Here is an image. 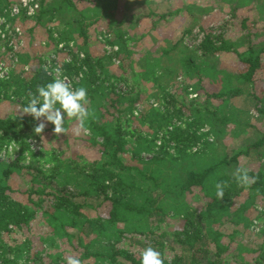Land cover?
I'll return each instance as SVG.
<instances>
[{"label":"trees","instance_id":"1","mask_svg":"<svg viewBox=\"0 0 264 264\" xmlns=\"http://www.w3.org/2000/svg\"><path fill=\"white\" fill-rule=\"evenodd\" d=\"M79 1L83 0H39V11L32 17L39 24L57 21L59 25L54 29L65 34L78 32L85 46L90 45L88 28L99 24L102 19L113 20L112 35L102 32L105 33V44L115 47L111 54L93 58L83 47L85 55L79 60L78 54L74 55L70 47L66 46L62 51L75 58L74 61L63 62V73L72 78L73 87L87 89L93 113L87 122L91 134L87 141L99 147L98 155L82 166L70 168L65 165L62 173L52 170L51 176L34 169L36 174L30 182L40 183V178L49 181L36 190L31 189L26 194L27 199L24 195L16 196V188L10 184L17 165L0 163V264H19L20 260L24 264H65V257L70 254L77 256L82 264H139V252L149 244L161 252L164 264H229V260L235 264H246L240 257L247 249L246 243H240L244 236L258 240L256 249L248 250L256 254L249 264H264V224L260 225L259 231L250 233L246 228L252 221L244 215L257 198L264 199V132L253 137L255 142L230 149L224 143L223 128V125L230 124L236 129L235 135H243L253 126L248 121L252 117L250 109L254 108L258 116L264 118V108L255 103L247 108L242 106L243 109L226 107L227 102L216 106L211 102L212 98L219 99L224 93L226 98L232 99L249 89L244 83L252 84L251 79L260 67L264 44L258 47L252 43L250 32L240 35L235 43H228L222 31H206L200 25L198 30L202 32V39L195 50L183 49L182 38H179L173 43L178 54L176 57L170 55L173 51L169 48H160L158 55L153 53L146 57L145 77L158 87V92L151 97L160 102V107L163 106L156 112L161 117L156 128L162 132L163 142L157 146L153 142L154 137L137 136L136 140L140 142L133 155L139 158L142 151L152 154L145 168L129 163L123 156L129 142L125 130L129 119L125 118L124 110L127 106H140L143 91L133 86L129 88L126 82L120 81L127 88V98L129 96V105L123 108L119 99L124 93L117 91L114 97L106 93L108 87L104 82L110 77L96 72V66L103 69L102 58L114 59L131 52L128 44L133 38L122 30L124 21L117 19L121 1L89 0L91 4L84 7ZM181 1L186 3L188 15L185 20L190 19L184 33L189 34L192 27L199 24L200 14L206 10L199 7L197 13H192L198 9V4ZM16 2L0 0V12ZM125 2L126 5L149 2L155 8L160 6V2L154 0ZM166 6H170L169 2ZM164 17L165 14L157 15V21ZM22 18L13 20V23ZM242 25L247 30L245 24ZM244 43L246 49L239 52L235 47ZM230 47L245 69L234 76L235 84L231 80L219 93L208 94L201 99L199 91L209 70V60ZM179 70L186 77L194 76L198 80L195 84L186 83V95L180 99L163 88L164 84H172ZM128 73L119 76L128 82L134 80L135 75ZM29 74L17 82L14 90L16 95L24 96L21 99L23 106L27 105L25 98L29 92L35 94L37 86L52 80L41 67ZM7 84L2 81L0 89ZM109 89L113 92V88ZM188 92L195 93V96L188 98ZM37 123L31 116H0V140L20 138L24 142L33 138L37 136L33 132ZM210 136L214 140H209ZM170 142L174 153L167 150ZM250 155L259 163L256 170L248 171L250 177H255V183L241 187L232 178V173L240 167V156ZM46 160L56 161L54 157ZM221 181L227 182L228 186L224 189L223 199L219 200L215 195V184ZM47 187L51 190L44 191ZM194 187L205 196L200 206H194L186 197L192 194ZM244 191L246 197L239 202L236 198ZM35 193L46 196L45 208L40 201L33 203ZM167 217L177 222L172 230H164L162 226ZM257 219L264 221V212H258ZM227 224L232 225L230 231ZM16 231L24 235L20 243L4 242L2 234ZM231 246L235 247V254L230 250Z\"/></svg>","mask_w":264,"mask_h":264},{"label":"rangeland","instance_id":"2","mask_svg":"<svg viewBox=\"0 0 264 264\" xmlns=\"http://www.w3.org/2000/svg\"><path fill=\"white\" fill-rule=\"evenodd\" d=\"M83 1H79L82 7L91 4L89 0ZM120 1L117 19L124 21L121 25L122 30L126 32L127 36L133 38V41L128 44L131 52L125 54L122 53L123 55L116 58L114 57V59H107L106 57L102 58V63L104 65L103 69L100 70L96 66V72L98 74L102 72L104 75L110 77L108 81L104 82V85L108 87V89L105 90L106 93H109L113 97L114 93H117V91L124 93V96L119 99V105L121 107L123 106V108L129 105V103H127L129 96L127 98L125 93L127 90L124 86L125 82L129 85V88L130 86H133L136 89L139 88L143 91L141 93L142 100L140 106L135 105L136 107L134 108L127 106L124 110L125 118L129 119V121L125 123V130L128 132L127 137L129 138V142L126 147L127 151L123 156L129 163L141 167L145 166L146 168L152 154L142 151L139 154V158L133 155L134 150L138 147L140 142V140H136L137 136L141 135L149 139L154 137L153 142L157 146L161 145L163 142L162 132L160 130L158 131L156 128L157 121L161 118L160 116H157L158 113L156 112H158V108L162 110L163 106L160 107V102H157V100L151 97V94L158 92V87L155 83L145 77L144 61L146 57L153 53L158 55L157 51L160 48H169L168 50L173 51L170 55L176 57L178 54H176L177 50H174L173 48V43L178 41L179 38H182L183 49L187 48L189 50H195L202 39V32L198 30V26L200 25H202V28H205L206 31H212L215 33L222 31L223 38L228 43H235L240 35L250 32L253 35L251 42L259 47L262 43L264 44V0H187L189 4H198V9L195 8L192 13H197L199 7H204L206 10L200 14L199 24L194 25L189 34L184 33V30L189 27L190 19L185 20V17L188 15L185 11L186 3L181 0H167L164 5L161 4L164 3V0H154L155 2L157 1V3L160 2V6H157L156 8L154 4L149 2L140 5L136 2H130V4L128 3L126 5L125 3L127 2H125V0ZM167 2H169L170 6H166ZM149 13L152 14L149 16ZM159 14H165L166 17L157 21V15ZM69 16L70 15H68V17ZM112 21L113 20L102 19L99 24L92 25L87 29L90 43L89 46L83 44V39L78 32L65 34L64 32L55 30L54 28L59 25L55 20L48 23L46 22L44 25L39 24L34 17H31L25 19L22 18L12 25L9 24L5 32L6 36H11L13 34L12 31L16 28L19 30V34L15 35V42L12 45L8 43L6 44L7 47H10L14 51V56L17 62L13 66L10 63V65L7 66L6 71H4V78L0 79V83H2V81L8 82L5 88H3L4 86H1L0 89V95L2 97L0 100V116H20L17 110L23 107L21 99H23L24 96L16 95L14 90H16L17 82L21 78L28 77V75H31L29 73L38 69V67L43 68L48 59H51V63L53 60H56V63H60L61 61H74L75 58H72V55L67 53V51L62 52L66 46L71 48L74 55L78 54L79 60L83 59L85 55L83 47L93 58L102 57L104 53H106V55L109 53L111 54L112 50H115V47L112 48L105 44V33L102 32L105 31L107 36L108 34L112 35ZM243 23L247 30L243 29ZM29 29H32V31L30 32ZM246 47L247 45L244 43L242 46L235 48L241 52L246 49ZM118 63H121L120 67H118ZM52 66L55 67L53 63ZM243 69H245V66L239 62L238 56L233 52L232 47H230L229 50L216 54L209 60V70L202 81V89L199 91L201 99L205 98L208 94L219 93L226 83L231 80L232 83L235 84L234 76L238 75ZM124 73L134 74V80L128 82L126 78L119 76ZM66 76L68 77V75ZM118 76L120 77V80L117 79ZM51 78L53 77L51 76ZM68 78L72 79L70 76ZM77 78H79V76L73 79L76 80ZM251 80L252 84L250 85H248L249 83H244L249 89L246 88V92L242 95L228 99L226 98V93H224L219 99L212 98V105L216 106L222 102H227L225 103L226 107L236 106L234 108H247V106L254 105L255 103L259 108H264V49L261 52L260 67L255 71ZM120 81L124 83H121ZM197 82L198 80L196 77L193 76L192 78H188L179 70L176 78L172 81V84H164L163 88L174 93L175 96L180 99V97L186 95V83L195 84ZM109 88H113V92ZM187 90L192 89L188 88ZM194 96L195 93L193 92H188L187 94L188 98ZM25 102H28L26 98ZM87 107L90 109L92 106L89 103ZM109 109L112 111L111 108ZM250 111L252 117H250L248 121L253 126L249 127L245 134L235 135L234 131L236 129L232 125H223L225 130L224 143L228 148L231 149L247 145L254 141L255 138L253 137H257L260 132H264V118L259 117L258 112L255 111L254 108L250 109ZM179 122L180 121H178V123ZM75 125V120L65 117L64 126L69 131L64 135H54V126L47 124L45 127L46 130L40 136L31 137L24 142H22V139L20 138L0 140V150H3L5 144L9 143L11 140L16 141L20 145V149L14 153V159H0V163L6 165L13 164L18 167L17 170L15 169V173L10 182V184L16 188V196L24 195L25 199H27L26 194H28L31 189L34 188L36 190L41 184L44 185V183L49 181L45 178H40V183L30 182L32 176L36 174L34 169H38L39 171L46 173V175L51 176L52 170L62 173V171L65 170V165L74 168L77 167L76 165L82 166L85 162L89 163L94 157H97V149L99 147L93 146L87 141L91 134L80 136L73 135L71 129ZM203 130L205 131L207 128H203ZM96 140L99 141L100 138H96ZM33 144L36 147V150L33 151L34 155H32L31 162L26 164L24 163L26 157L23 153L24 151L31 153L30 146ZM168 145H170V147H168L167 150L170 153H174L171 146L173 143L170 142ZM157 146L155 148H157ZM48 157H54L56 161L51 160L50 162H47L46 159ZM49 164H53L54 166L48 167L47 165ZM258 165L259 163H257V160L253 155H250L249 157L240 156V167H245L248 170H256ZM70 174H74V171H70ZM58 180L61 181L60 178H58ZM54 181L55 180H53V183ZM68 189L71 190L70 188ZM49 190L51 189L47 187L44 191ZM191 191L192 194L186 196L187 200L191 201L194 206L202 205L205 199L203 193H201L197 187H194ZM245 197L246 193L244 191L236 199L239 202H243ZM33 201L34 204L40 201V203H43L44 205L43 208L46 207L47 199L44 194L37 195L35 193ZM30 203L31 202L29 201V204ZM263 205L264 199L257 198L254 201V205L250 206L244 212L245 218L251 220L253 224V221L257 219L258 212H260L258 211V208L263 207ZM252 224L249 228H246L250 233L254 232L252 230ZM176 225V220L170 217H167L164 224H162L164 230H172ZM257 227L260 229V225H257ZM227 229L230 231L232 225L227 224ZM2 238L4 242H7L8 244L20 243L23 240L24 235L21 232L16 231L13 233L2 234ZM240 243H246L247 245V249L244 250L245 252L242 253L240 257L243 259L242 261L244 263L249 264L255 259L256 254L254 255V252L248 250H255L258 240L247 237L245 238L244 236L240 240ZM234 248L235 247L231 246L230 249L233 251V254L236 253V250L234 252ZM228 257L229 256H227V258ZM228 263L235 264L231 260H229Z\"/></svg>","mask_w":264,"mask_h":264},{"label":"clouds","instance_id":"3","mask_svg":"<svg viewBox=\"0 0 264 264\" xmlns=\"http://www.w3.org/2000/svg\"><path fill=\"white\" fill-rule=\"evenodd\" d=\"M43 71L53 78L45 85L37 86L35 94L29 92L27 95V105L18 109V114L31 116L38 123L34 126L33 132L40 136L47 124L53 125V134L56 136L64 135L69 130L64 126L65 117L76 121V125L71 129L75 136L90 134V128L87 122L93 113L87 107L89 104L87 89L83 86L73 87L72 81L63 74L62 67L57 65L52 66L51 59H48L43 66ZM4 78L3 72H0V79ZM209 140H214V137H209ZM20 149V145L11 140L5 144L4 149L0 150V159H14V153ZM31 153L24 151L26 157L24 163H30L32 160V152L36 150L33 145L30 146ZM54 166L53 164L47 165ZM248 169L245 167H237L232 178L241 187H249L255 183V177L248 175ZM227 182L221 181L215 184L216 198L221 200L224 197V189L227 187ZM258 211L264 212V207L258 208ZM264 224L261 219L253 221L252 230L259 231L257 225ZM139 264H164V258L161 252L155 249L150 244L140 250ZM19 264H24L23 260ZM65 264H82V261L75 255H67Z\"/></svg>","mask_w":264,"mask_h":264},{"label":"built area","instance_id":"4","mask_svg":"<svg viewBox=\"0 0 264 264\" xmlns=\"http://www.w3.org/2000/svg\"><path fill=\"white\" fill-rule=\"evenodd\" d=\"M39 11V0H17L16 3L12 4L9 8H6L0 12V72L6 71L7 66L12 64V66L17 62L14 51L7 47L6 44L12 45L16 40V34H19L18 28L12 31V35L6 36L5 32L9 24H13V20L23 17L30 18L34 16ZM53 60L54 66H61L64 61L56 63ZM43 69V68H42ZM47 74V73H46ZM51 77L49 74H47Z\"/></svg>","mask_w":264,"mask_h":264},{"label":"crops","instance_id":"5","mask_svg":"<svg viewBox=\"0 0 264 264\" xmlns=\"http://www.w3.org/2000/svg\"><path fill=\"white\" fill-rule=\"evenodd\" d=\"M129 9H131V8H129Z\"/></svg>","mask_w":264,"mask_h":264}]
</instances>
